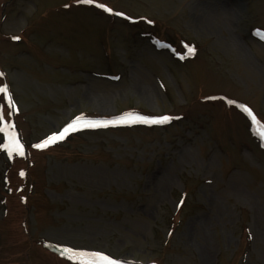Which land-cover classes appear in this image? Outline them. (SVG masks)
<instances>
[{
    "label": "rangeland",
    "instance_id": "rangeland-1",
    "mask_svg": "<svg viewBox=\"0 0 264 264\" xmlns=\"http://www.w3.org/2000/svg\"><path fill=\"white\" fill-rule=\"evenodd\" d=\"M0 72V264H264V0H0Z\"/></svg>",
    "mask_w": 264,
    "mask_h": 264
},
{
    "label": "snow or ice",
    "instance_id": "snow-or-ice-1",
    "mask_svg": "<svg viewBox=\"0 0 264 264\" xmlns=\"http://www.w3.org/2000/svg\"><path fill=\"white\" fill-rule=\"evenodd\" d=\"M80 2V0H78ZM83 3L85 4H95L96 0H82ZM100 9H103L109 13H113V9L111 7H108L106 4L100 3L97 5ZM117 15L123 16L124 13H116ZM14 39H19V37H14ZM192 52L195 51V49L191 50ZM0 75H3V73H0ZM8 88L5 87H0V93H7ZM11 99V97H9ZM245 112H247L250 116H252L253 121H256L255 115L252 113V110L246 106L242 105L241 106ZM173 117L168 116V115H163V116H157V117H150V116H142L138 114H133V113H127L125 115H122L120 117H117L113 120H108V121H95V120H87L83 116H78L76 117L72 122L67 124L63 130L53 133L51 136L46 138L43 142L38 143L35 145L36 148H44L48 146L51 143H54L57 140L63 139L69 132L74 131L77 129V127H98L102 123L106 126L107 124H132V123H137V122H142L146 124H163L166 122H169ZM257 123H259L257 121ZM4 131H7V127L3 129ZM10 144L4 145L5 148H11L13 145L15 147V150L19 152L21 155H23V145L20 144L19 140L15 139L14 136L10 135L9 136ZM23 174V173H22ZM68 251H73L72 249H69ZM96 257H99L100 260L102 261V264H121L120 261L112 259L111 257L103 254V253H94L93 254Z\"/></svg>",
    "mask_w": 264,
    "mask_h": 264
},
{
    "label": "trees",
    "instance_id": "trees-1",
    "mask_svg": "<svg viewBox=\"0 0 264 264\" xmlns=\"http://www.w3.org/2000/svg\"><path fill=\"white\" fill-rule=\"evenodd\" d=\"M182 202V201H181Z\"/></svg>",
    "mask_w": 264,
    "mask_h": 264
}]
</instances>
